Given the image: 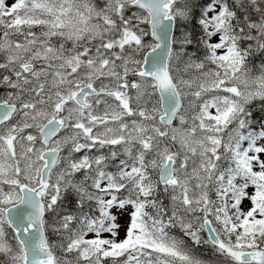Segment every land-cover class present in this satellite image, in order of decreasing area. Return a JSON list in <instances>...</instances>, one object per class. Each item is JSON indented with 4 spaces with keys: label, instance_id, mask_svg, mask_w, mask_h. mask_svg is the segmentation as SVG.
<instances>
[{
    "label": "snow or ice",
    "instance_id": "1",
    "mask_svg": "<svg viewBox=\"0 0 264 264\" xmlns=\"http://www.w3.org/2000/svg\"><path fill=\"white\" fill-rule=\"evenodd\" d=\"M0 264H264V0H0Z\"/></svg>",
    "mask_w": 264,
    "mask_h": 264
}]
</instances>
